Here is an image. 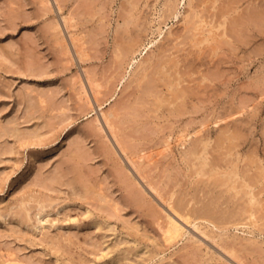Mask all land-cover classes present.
I'll return each instance as SVG.
<instances>
[{
  "label": "rangeland",
  "instance_id": "rangeland-1",
  "mask_svg": "<svg viewBox=\"0 0 264 264\" xmlns=\"http://www.w3.org/2000/svg\"><path fill=\"white\" fill-rule=\"evenodd\" d=\"M263 182L264 0H0V264H264Z\"/></svg>",
  "mask_w": 264,
  "mask_h": 264
},
{
  "label": "bare ground",
  "instance_id": "bare-ground-1",
  "mask_svg": "<svg viewBox=\"0 0 264 264\" xmlns=\"http://www.w3.org/2000/svg\"><path fill=\"white\" fill-rule=\"evenodd\" d=\"M175 2V1H174ZM207 9V8H206ZM209 9V8H208ZM168 10H169V14L171 15H173V16H177L178 15V11H177V8H176V6H175V4H173V3H169V5H168ZM203 10V7H201L200 8V10H197V9H195V11L193 12V14L191 15V16H188L189 17V19H188V22H189V20L190 21H192V20H196V21H199L197 24H196V26L194 27V28H192V31H191V33L193 34V35H195V37H198V36H204V37H206L207 36V38L208 37H210L211 35H213L217 30H218V27L217 26H215V25H213V22L217 19H215V18H213V17H211V15L209 14V10L207 11V12H205V8H204V10ZM212 11V10H211ZM210 11V13H212ZM216 12H214V14H215ZM217 14V13H216ZM215 14V15H216ZM218 15H216V17H217ZM222 17H225V15L224 14H222ZM191 40H193V37H191ZM136 41V38H130V39H128L127 40V42L125 43V46H124V50H126V51H129V50H131V49H133V47H134V45H135V42ZM75 45V44H74ZM151 45V44H150ZM150 45L149 46H147V49H148V47H150ZM124 50L122 51V49H120V48H118V50L116 51V53H117V58H119V59H122V55H123V52H124ZM134 62V61H133ZM146 63V61L145 60H143L142 62H139V61H137L136 62V65L138 66V67H142L144 64ZM174 68H176V67H174ZM165 69V68H164ZM159 71H161V70H159ZM158 71V72H159ZM163 71V70H162ZM161 71V72H162ZM175 74H176V76L171 72V70H169V69H165L164 70V73H167L166 74V76H163V77H161V79L163 80V84H164V86H166V88L167 89H170V91L172 90L173 91V89L174 88H172L173 87V83H174V81L175 80H177V78L178 77H180L181 75H180V71L178 72V70H174L173 71ZM160 73V72H159ZM163 73V74H164ZM178 75V76H177ZM180 75V76H179ZM146 76V75H145ZM87 78V81H88V84H90V86H91V84H92V79L91 78H89V77H86ZM148 78V77H147ZM145 80V79H144ZM143 80V81H144ZM146 81H148V80H146ZM172 88V89H171ZM169 97H171V96H169ZM162 98L163 97H160V95L158 96V98H156V101H162ZM164 99V98H163ZM164 100H166V98L164 99ZM155 101V102H156ZM172 101H174V99L172 100ZM223 114V113H222ZM111 115V113H105V112H102V116H103V118H104V120L105 121H107L108 120V117ZM218 116V118H219V120L221 121V119H223L222 117H221V114L219 113V115H217ZM219 120H216V122H218ZM204 126V125H203ZM222 126V125H221ZM221 126H220V128H221ZM219 128V127H218ZM222 129V128H221ZM209 130H210V127H206L205 128V134L203 133L202 134V136H197L196 138L195 137H193L194 139H192L191 138V142H190V145L188 146V148L187 149H185L184 150V157L186 158V159H188L190 162H191V164L192 165H194L195 163H196V160H201V164H204V166H206L207 165V163L205 164V161L207 160V158H208V156H209V154H208V151L206 150L207 148V145H208V141H209V136H208V132H209ZM220 130V129H219ZM196 133V132H195ZM224 136V135H223ZM220 138H221V135H220ZM186 140V139H185ZM116 141L118 142L117 144L118 145H120V142H119V140L118 139H116ZM119 148H120V150H122V151H124V149H123V147H121V145L119 146ZM34 160H30V162H29V167L30 166H32V165H34V163L35 162H33ZM138 172V171H137ZM138 177L140 178V180H144L145 178H144V176L142 175V174H140V172H138ZM20 179L21 178H19L18 180H17V182H19L20 181ZM137 182L139 183V180H137ZM263 186H264V182H263ZM247 193H248V191H247ZM249 194V193H248ZM255 195L254 194H249V200H250V202H254V201H256V198L254 197ZM170 208L173 210V212H175L176 213V215H178L179 217H181V218H183V220H187V217L185 216V215H183V214H181V213H179L177 210H176V208H174L173 206H171L170 205ZM206 211V210H205ZM208 211V210H207ZM206 211V212H207ZM209 212H207V214H208ZM181 230H182V228H181V225L178 223V222H176V220H175V218H173V217H169L168 218V220H167V222H166V226H165V228H164V235H165V239L166 240H173V239H175V238H177L180 234H181Z\"/></svg>",
  "mask_w": 264,
  "mask_h": 264
}]
</instances>
